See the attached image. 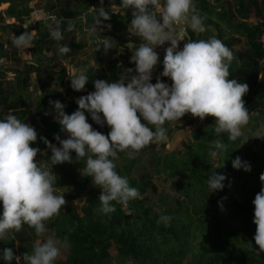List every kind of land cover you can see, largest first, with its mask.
Instances as JSON below:
<instances>
[{
	"label": "clouds",
	"instance_id": "clouds-1",
	"mask_svg": "<svg viewBox=\"0 0 264 264\" xmlns=\"http://www.w3.org/2000/svg\"><path fill=\"white\" fill-rule=\"evenodd\" d=\"M119 6L133 9L128 32L141 40L138 46L134 43L128 45L129 49H134L130 60L135 64V75L115 82L95 80V91L80 96L76 100L78 108L71 114L64 112L60 101H50L61 129L67 133L66 139L55 136L59 147L41 137L51 150V167L39 164L36 159L41 149L31 146L38 138L33 126L13 114L0 119V204L3 207L0 239L19 232L25 224L33 228L38 238L32 243L31 253L23 254L26 264H55L61 250L69 246L67 237L61 240L54 233L45 235V224L58 216L67 203L63 193H57V176L52 166L72 162V151L77 161L86 158L82 175L91 176L93 183L101 189L97 211L107 215L116 211L113 201L127 205L130 200L140 198L139 190L131 187L127 177H122L115 170L114 160L118 152H126L130 159L135 158L146 146L163 142L167 131L165 125L179 121L185 114L200 120L213 117L215 133H227L233 141L243 135L242 128L251 119L242 99L248 85L229 79V67L235 57L221 40L215 37L189 39L179 48L178 42L185 41L189 28L198 33L207 31L205 17L197 13L193 0H163V3L161 0H120ZM94 11L93 23L86 29L89 35L100 32L101 18L109 20V12L116 14L117 4L111 3L109 11L103 7ZM62 21L54 18L53 24L49 25L50 36L56 41L64 39L63 30L75 29V21L69 20L66 29ZM174 28L179 32L174 33ZM11 39L13 46L24 51L32 47L34 36L25 31L13 34ZM112 42L106 38L97 40L95 44L103 45L107 50L113 47ZM165 42L170 46L165 48L160 75L170 78L171 85L159 77L155 83L150 82L159 60L154 48L163 46ZM70 51L67 44L58 46L60 54ZM87 71L81 68L69 78L73 90L84 89L89 79ZM132 71L131 68L127 70L128 73ZM85 111L95 123L106 124L110 128L107 135L93 129L87 122ZM257 137L264 138V130ZM213 147L215 150L210 153L213 157L227 151V145L220 140L215 141ZM232 166L250 171V165L238 156L232 161ZM225 179L222 174L211 173L207 181L210 192L222 190ZM260 180L264 183V173ZM252 203L253 223L256 225L253 239L258 251L253 250L252 245L250 248L259 254L264 252V187L256 193ZM170 220V216L162 215L157 223L167 224ZM3 258L11 261L14 258L12 249L5 248Z\"/></svg>",
	"mask_w": 264,
	"mask_h": 264
},
{
	"label": "trees",
	"instance_id": "trees-1",
	"mask_svg": "<svg viewBox=\"0 0 264 264\" xmlns=\"http://www.w3.org/2000/svg\"><path fill=\"white\" fill-rule=\"evenodd\" d=\"M28 1L0 0V4L8 2L9 6L3 13L15 20H21L28 16L30 10L25 8V11L20 13L16 11V3L24 4ZM83 1L93 7L94 13L95 9L106 3V0L102 3L99 0ZM216 2L218 9L215 6H209L206 0H200L199 15L205 17L204 24L207 28L217 30L211 37L221 40L233 52L235 59L229 67V79H236L248 85V91L242 97L245 107L250 114L259 112L264 109V46L261 41L264 34V0H235L234 7L229 1H225L224 4L220 3V0ZM113 3L119 6L120 0H114ZM252 10L260 20L255 24L247 21ZM110 17L109 20H102L99 28L105 23L116 22L117 24L120 20L118 15L110 14ZM235 18L238 21L232 26V20ZM62 25L66 29V21ZM231 31L233 34H225ZM39 35L41 36H34L31 49L34 54L45 56L44 51L53 47L56 40L45 32ZM189 39L205 40V36L198 34L195 37L193 32H188L184 37L185 41L181 42V48ZM10 43L9 37L3 38L0 34V58L9 55L10 58L16 59V51L8 49ZM236 44L242 46L234 52L233 46ZM82 47H84L82 44L75 46L77 49ZM54 57H50V60L55 61ZM131 63L134 64V62ZM109 70L103 67L95 68L94 77L89 78L84 89L76 91L70 85L66 86L68 72L62 65L56 62L46 65L40 60L27 64L22 73L16 76V85L19 90H6L0 82V119L7 114H14L26 123L27 111L24 108L26 101L23 93L27 88L29 75L34 73L40 93L32 108L34 118L28 123L38 133L37 141L31 146L41 149L38 155H41L51 167L50 155H44L49 148L41 137L54 144L56 135L61 138L67 133L61 129L56 110L50 101H60L64 105V112L71 114L78 108L76 100L91 92L95 80L115 82L121 79L116 76L114 69ZM128 75H135V72L132 71ZM128 75L125 79L129 78ZM150 82L154 83V81ZM62 87H65L64 94L60 91ZM66 95H73L74 98L67 100ZM86 117L93 129L107 135L109 131L106 124L103 126L96 124L89 113ZM38 119L44 125L43 127H39ZM184 125L187 124L184 123ZM210 137L227 145V151L220 152L215 160L210 158L214 147L207 143V138L195 139L182 157L175 153L158 156L163 169L170 176L177 177L181 181L177 187L178 191L194 200L196 224L190 214L187 218L181 219L172 212L168 213L171 220L167 224L157 223L159 217L165 214H158L153 210L149 205L147 194L149 190L155 192L157 188L150 180L137 181L131 177L130 173L135 164L133 159L122 166H118L114 161L115 170L122 177H127L131 187L139 190L140 198L130 200L127 205L113 201L116 211L107 215L97 211L100 207L99 195L88 187L91 176L84 175V181L80 182L69 163L53 165L52 171L57 176L56 190L71 188L68 194L71 198L79 195L86 197L79 212L69 210L66 213L64 223L59 224L55 219L48 221L49 227L57 226L56 234L61 240L65 237L68 239L70 251L62 264H104L108 259L121 260L122 264H182L188 251L194 249L189 239L193 229L206 231L209 243L199 248L198 253L194 254L192 264H264V252L257 254L253 251H258V246L253 239L256 225L253 223L254 205L252 203L256 193L264 187V183L260 180V175L264 173V160L259 157L256 150H252L246 160L242 161L250 165V171H245L243 167L233 168L232 161L240 154V137L234 141L228 138L227 133L220 135L211 133ZM148 146L140 152L146 150ZM122 155L120 153V156ZM71 156L72 160H76L74 151L71 152ZM77 162L84 170L86 158ZM213 172L224 175L226 179L222 181L224 185L222 190L210 192L207 181ZM196 197L197 200L194 199ZM225 207H230L239 215L241 227L223 226L219 213ZM2 211L3 207L0 204V214ZM60 225L63 226L59 227ZM33 231V228L25 224L19 232L11 233L9 240L0 241V264H20L15 258L11 261L5 260L3 250L13 249L15 240L20 243L30 241Z\"/></svg>",
	"mask_w": 264,
	"mask_h": 264
},
{
	"label": "rangeland",
	"instance_id": "rangeland-1",
	"mask_svg": "<svg viewBox=\"0 0 264 264\" xmlns=\"http://www.w3.org/2000/svg\"><path fill=\"white\" fill-rule=\"evenodd\" d=\"M87 1V0H86ZM105 1V0H104ZM114 0H106V3L101 6L106 11L111 3ZM197 0L195 7L196 11L199 14L200 8L198 6ZM209 6H215L218 9V4L216 0H206ZM220 3H225V1H229L231 6L234 7L235 0H220ZM100 3L101 0H99ZM163 3V2H162ZM88 3L83 0H29L24 4L16 3V11L20 13L24 12L25 8L30 10L28 14H31L35 10H40L41 12H52L58 18H62L67 22L69 20L75 21V29L74 31L68 32L63 31L64 39L62 41H56L53 47L46 49L45 56H41L39 54H34L31 47L26 48L24 51L17 49L12 44V35H19L22 32H28L33 36H41L43 32L50 34L49 25L51 23L45 24L46 26L37 25L36 28H28L23 29L17 24H9L7 20L11 17L7 16L3 12L9 6L8 2L0 4V34L3 38L9 37L11 39V43L8 47L13 51H16V59L10 58L9 55L6 57L0 58V82L2 86L9 91L19 90L16 85L17 75L22 73L25 66L27 64L36 63L39 60L46 65H52L56 62L59 65L65 67L68 72V81L66 86L71 85L70 77L76 73L81 68L88 69L87 75L89 78L94 77V69L98 67H103L105 69H114L116 76L120 78H124L129 74L127 72L128 69H133L135 72V64L131 63L130 57L132 55V51L134 49H129L128 45L134 43L138 46L141 43L139 37L130 36L128 32V27L130 26V22L132 19V11L133 9L130 7L127 10V19L126 21H118L116 24L117 27H106L99 29L100 32L89 35L86 32V29L90 28L93 23V17L95 13L93 12V7H87ZM67 8V9H66ZM226 8V6L224 7ZM252 10L247 21L250 24H255L259 20ZM129 16V17H128ZM101 20H103L101 18ZM238 21L237 18L232 20V26ZM54 26V25H53ZM174 33H178L179 29H172ZM224 31V27H223ZM188 32H193L190 28ZM217 32L216 29L207 28V31L204 33L193 32L196 37L198 34L205 36V40L209 39L213 34ZM226 35L233 34V32L225 33ZM236 35V34H235ZM106 38L111 39L113 42V47L105 50L103 45L100 50V45H96L95 42L97 40L103 41ZM261 41L264 46V34L261 37ZM33 44V43H32ZM62 44H67L71 51L67 54H60L58 52V46ZM82 44L84 47L75 48L76 45ZM170 46L169 42H165L163 46H158L154 48L159 55V60H162L165 54V48ZM241 44H236L233 46L234 52L238 51L241 48ZM179 48H181V42L179 43ZM179 48L177 50H179ZM100 50L98 53L96 51ZM55 56V61H51L50 57ZM112 64V65H111ZM111 65V66H110ZM115 68H114V67ZM110 71V70H109ZM163 71V67L160 65H155L152 71L151 81L154 83L157 80V77L164 83L171 85V80L168 77H163L160 74ZM109 74V72H108ZM89 80V79H88ZM65 87H62L60 91L64 94ZM95 91V88L91 90V92ZM38 81L34 73L29 75V82L27 83V88L23 93V97L26 101L24 108L27 111L26 123H29L33 116V106L37 100L38 94ZM74 98L73 95H66L65 99ZM88 112L85 111V115ZM259 113V115H256ZM14 115V114H13ZM251 119L247 126L242 128L243 135L240 136L239 142V157L241 161H245L247 155L252 151L256 150L259 157L264 160V138L257 137L260 135L262 130H264V109L259 112H253L250 114ZM90 123V122H88ZM187 124V125H184ZM95 124V123H93ZM97 124V123H96ZM99 125V124H98ZM105 125V124H104ZM39 127H42L39 124ZM149 127H152L149 125ZM166 139L163 142L152 143L150 144L146 150L143 152H138L135 155V158H132L135 161V164L131 170V177L135 178L137 181L144 179L150 180L156 186V191L153 192L149 190L147 194L149 195V205L153 208V210L158 214H165L169 216L168 213L172 212L173 215L180 217L181 219L187 218L190 214L191 218L194 219V224H196L197 219L195 213V203L194 200L190 199L188 196H185L182 192L178 191L177 187L180 184V180L177 177L170 176L163 168V165L159 163L158 156L164 154H172L175 153L179 157H182L184 153H186L187 148H189L193 141L198 138H207V143L213 146L214 142L217 139L210 137V134H214L216 123L214 118H205L200 120L198 117H193L191 114H185L180 118L179 121L168 122L166 125ZM39 130V129H37ZM107 130L110 131V128L107 126ZM154 130V129H153ZM67 134L61 139H66ZM247 139V140H246ZM246 140V141H245ZM54 144L59 147V142L56 140ZM215 150V149H214ZM213 150V151H214ZM120 153L123 154L120 156ZM44 155H51V150L48 149L44 152ZM216 157V156H215ZM215 157L210 156L213 160ZM36 159L38 163L50 167L49 164L44 160L41 155H37ZM131 159L128 157L126 152H118L117 158L114 160L118 166H122L127 164ZM69 163L75 172L77 179L80 182L84 181V170L80 167L79 163L76 160H72ZM88 187L91 191L100 195L101 189L93 183V178H90L88 182ZM71 188H63L57 189V193H63V196L67 203L61 208L60 214L58 216L53 217L55 221L59 222V224L64 223L66 213L70 211H80L81 206L85 203V196H76L71 198L68 194ZM197 200V197L194 198ZM221 222L223 226H233L236 228L241 227V220L239 215H237L230 207H225L219 213ZM63 226V225H62ZM61 225L59 227H62ZM48 234H55L57 238H59L56 234L57 226L49 227L48 221L45 224ZM203 237V238H202ZM11 235L6 236L2 240H9ZM38 237L35 236L34 231L32 233V238L28 242L20 243L18 240L13 242V254L15 260H17L20 264H26L23 260V254L31 253L32 243ZM43 239V237H39ZM60 239V238H59ZM190 241L192 242L193 251H188L185 258L182 261V264H192L194 262V254L199 250V248L209 243V237L206 234V231L202 230H194L190 233L189 236ZM69 247L63 248L61 250V256L55 261V264H62L69 255ZM198 253V252H197ZM104 264H122L121 260L118 259H108Z\"/></svg>",
	"mask_w": 264,
	"mask_h": 264
},
{
	"label": "built area",
	"instance_id": "built-area-1",
	"mask_svg": "<svg viewBox=\"0 0 264 264\" xmlns=\"http://www.w3.org/2000/svg\"><path fill=\"white\" fill-rule=\"evenodd\" d=\"M54 18H58L52 12L46 11L41 12L40 10H35L25 18L21 20H15L14 18H10L8 21L9 24H17L21 28L28 29V28H36L37 25H45L48 23L53 24ZM62 19V18H61ZM65 21V20H64ZM62 21V23L64 22Z\"/></svg>",
	"mask_w": 264,
	"mask_h": 264
},
{
	"label": "crops",
	"instance_id": "crops-1",
	"mask_svg": "<svg viewBox=\"0 0 264 264\" xmlns=\"http://www.w3.org/2000/svg\"><path fill=\"white\" fill-rule=\"evenodd\" d=\"M197 0H193V3L194 4H196L197 2H196ZM163 2V0H161V3ZM198 4H199V2H198ZM111 5V4H110ZM110 5H109V7H108V9H107V11H109V9H110ZM130 8V7H129ZM128 8V9H129ZM128 9H124V8H122V7H120V6H118L117 5V13L116 14H113V13H111V12H109V14H113V15H118L119 17H120V20L121 21H126V19H127V10ZM29 15V14H28ZM129 17V16H128ZM127 22V21H126ZM108 25H110L111 27H117V25H116V22H112V23H105L104 24V26L103 27H101V28H106ZM101 28H99V29H101ZM180 42H182V40L181 41H179L178 42V44L180 43ZM101 45H100V49H101Z\"/></svg>",
	"mask_w": 264,
	"mask_h": 264
},
{
	"label": "water",
	"instance_id": "water-1",
	"mask_svg": "<svg viewBox=\"0 0 264 264\" xmlns=\"http://www.w3.org/2000/svg\"><path fill=\"white\" fill-rule=\"evenodd\" d=\"M163 58H164V56H163ZM163 58H162V60H160V61L157 63V64L160 65L161 67H163ZM38 124H40L42 127L44 126V125L41 123L40 119H38Z\"/></svg>",
	"mask_w": 264,
	"mask_h": 264
}]
</instances>
